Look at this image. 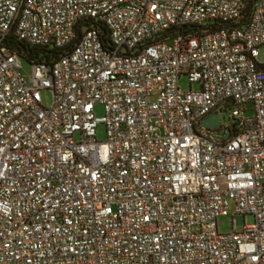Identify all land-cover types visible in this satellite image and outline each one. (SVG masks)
<instances>
[{
    "label": "built area",
    "instance_id": "obj_1",
    "mask_svg": "<svg viewBox=\"0 0 264 264\" xmlns=\"http://www.w3.org/2000/svg\"><path fill=\"white\" fill-rule=\"evenodd\" d=\"M262 46L264 0H0V264H264Z\"/></svg>",
    "mask_w": 264,
    "mask_h": 264
},
{
    "label": "rangeland",
    "instance_id": "obj_2",
    "mask_svg": "<svg viewBox=\"0 0 264 264\" xmlns=\"http://www.w3.org/2000/svg\"><path fill=\"white\" fill-rule=\"evenodd\" d=\"M260 61H261V63L264 64V46H262L260 48ZM24 66L28 71H31V66L27 62H24ZM180 86H181V89L184 91L199 90L200 89L199 85L192 86L188 77H186V76L181 79ZM42 96H43L44 105L48 108L52 107L53 103H54V97H53L52 91L45 90V91H43ZM230 114L231 113L228 112V113H225L224 115L221 116V120L225 125H231L232 124ZM96 115L98 117H102L105 115L104 106H98ZM253 115H254L253 112H247L246 113L247 118H250ZM99 139L101 141L107 140L106 127L104 125H101L99 127ZM247 222L249 225H253L256 223V219L254 216H249ZM218 225H219V231L223 234L232 233L234 231V223H233V217L232 216L220 217L218 219Z\"/></svg>",
    "mask_w": 264,
    "mask_h": 264
},
{
    "label": "trees",
    "instance_id": "obj_3",
    "mask_svg": "<svg viewBox=\"0 0 264 264\" xmlns=\"http://www.w3.org/2000/svg\"><path fill=\"white\" fill-rule=\"evenodd\" d=\"M87 25L86 27H90ZM95 26V25H94ZM100 31L108 36V29L103 24L96 25ZM108 41V39H107ZM11 50L23 53L25 60L30 64H47L52 66L57 60L65 55L68 48L59 49L54 46H33L10 37L7 42Z\"/></svg>",
    "mask_w": 264,
    "mask_h": 264
},
{
    "label": "water",
    "instance_id": "obj_4",
    "mask_svg": "<svg viewBox=\"0 0 264 264\" xmlns=\"http://www.w3.org/2000/svg\"><path fill=\"white\" fill-rule=\"evenodd\" d=\"M220 126H221V120L219 118V115L217 114L210 117L203 123V127L210 128V129H217Z\"/></svg>",
    "mask_w": 264,
    "mask_h": 264
}]
</instances>
